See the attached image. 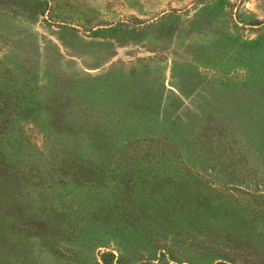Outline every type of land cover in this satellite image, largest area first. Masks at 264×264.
Segmentation results:
<instances>
[{"label": "rangeland", "instance_id": "374dc122", "mask_svg": "<svg viewBox=\"0 0 264 264\" xmlns=\"http://www.w3.org/2000/svg\"><path fill=\"white\" fill-rule=\"evenodd\" d=\"M248 242L264 0H0V264H214Z\"/></svg>", "mask_w": 264, "mask_h": 264}, {"label": "trees", "instance_id": "16d2710c", "mask_svg": "<svg viewBox=\"0 0 264 264\" xmlns=\"http://www.w3.org/2000/svg\"><path fill=\"white\" fill-rule=\"evenodd\" d=\"M255 208V212L259 211ZM255 215V214H254ZM258 217L250 221L258 224ZM242 247L233 246L230 250L219 249L214 264H264V245L257 243H246Z\"/></svg>", "mask_w": 264, "mask_h": 264}]
</instances>
